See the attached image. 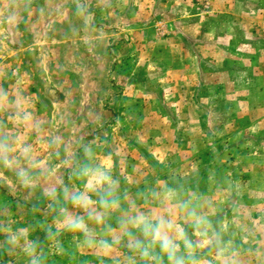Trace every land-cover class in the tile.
Instances as JSON below:
<instances>
[{"label":"rangeland","instance_id":"obj_1","mask_svg":"<svg viewBox=\"0 0 264 264\" xmlns=\"http://www.w3.org/2000/svg\"><path fill=\"white\" fill-rule=\"evenodd\" d=\"M14 87L71 153H110L134 195L173 183L215 199L241 264H264V0H0V91ZM48 186H0V223L50 221ZM33 236L49 264H101L71 234L59 252ZM3 239L0 264H24Z\"/></svg>","mask_w":264,"mask_h":264},{"label":"clouds","instance_id":"obj_2","mask_svg":"<svg viewBox=\"0 0 264 264\" xmlns=\"http://www.w3.org/2000/svg\"><path fill=\"white\" fill-rule=\"evenodd\" d=\"M41 149L61 161L63 180L51 183L57 168ZM111 159L92 143L79 142L71 153L59 136L46 133L30 95L15 87L0 91V186L32 192L48 183L43 195L51 214L50 221L34 217L27 226L0 223L3 250L24 264H49L51 249L33 236L39 229L57 252L71 234L101 264H241L230 227L217 221L220 203L173 183L134 195Z\"/></svg>","mask_w":264,"mask_h":264}]
</instances>
